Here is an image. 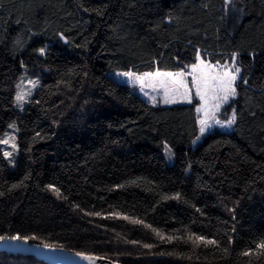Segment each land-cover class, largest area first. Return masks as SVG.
<instances>
[{
    "label": "trees",
    "instance_id": "trees-1",
    "mask_svg": "<svg viewBox=\"0 0 264 264\" xmlns=\"http://www.w3.org/2000/svg\"><path fill=\"white\" fill-rule=\"evenodd\" d=\"M198 52H238L242 79L234 128L196 145L197 99L153 104L107 73L187 69ZM24 67L42 81L20 111ZM10 122L0 236L126 264H264V0H0V135ZM0 264L47 263L0 250Z\"/></svg>",
    "mask_w": 264,
    "mask_h": 264
},
{
    "label": "snow or ice",
    "instance_id": "snow-or-ice-1",
    "mask_svg": "<svg viewBox=\"0 0 264 264\" xmlns=\"http://www.w3.org/2000/svg\"><path fill=\"white\" fill-rule=\"evenodd\" d=\"M234 3V0H224L225 7H228ZM41 55L44 54L45 49H39ZM256 53H249L251 58H254ZM239 56L238 52L232 54L231 57V64L220 66L219 62L213 65L207 63L204 59L201 58L199 52L197 53V63H193L191 65V72L185 73L183 70L178 73H167V72H149L143 73L141 75H137L136 73L132 72H125L122 75L126 77L133 78V81H138L143 90L144 87H151L154 91L159 87L163 90L164 99L163 102L165 104L175 103L177 102L174 99V96L180 95L183 99L191 101V89H189L186 80L184 79L185 75H189L192 77V85L195 87V95L199 97L200 104L197 107L196 111L201 113V117L199 119L200 129L199 131L203 134L207 129H209L212 124L218 125H232L236 121V113L233 110L232 116L230 118L221 121L217 118V113L220 111L221 106L228 103L230 98H234L237 95V88L236 82L238 79H242L240 76L241 74V67L238 64L237 57ZM220 68L221 70L217 71L216 69ZM247 80L244 79L243 83L247 84ZM33 87L39 81H31ZM19 87V86H18ZM181 89L183 91H181ZM147 95V93H145ZM25 94L18 91L15 97V102L18 106L22 107L25 101ZM155 100V97H152ZM9 128H15V123L10 124ZM39 135V133H37ZM10 140L13 141L11 143V148L13 151L17 150V145L14 143L15 137H10L6 139L0 140V144L8 145ZM165 150L168 151L167 146H165ZM13 155L12 151H4L3 156L8 159L9 164L14 163L11 159ZM19 185L13 184L12 188H16ZM52 188L51 185L48 186ZM57 193L59 192L58 189H53ZM0 195H3L0 192ZM167 198V197H165ZM175 198H179V194H176ZM199 211V209H198ZM229 211H234L233 209H229ZM99 215V213H96ZM127 219V217H125ZM150 227V226H149ZM155 231V229H153ZM35 238V237H33ZM164 239V237H161ZM20 240L24 239L27 240L28 237H21L19 235L6 237L0 236V241L3 240ZM168 240L173 239L172 237H168ZM189 240L192 239L191 236L188 237ZM196 241L203 243L205 246L214 245L218 246V241L215 239H206L203 236L195 237ZM256 245V253L261 254L264 253V239H261L259 242H253ZM44 247H50L49 245H44ZM145 247H151V245H145ZM224 253H228V249H223ZM252 250L249 249L242 253V255H252ZM77 255L83 256L82 253H77ZM87 260H93L92 256H84Z\"/></svg>",
    "mask_w": 264,
    "mask_h": 264
},
{
    "label": "rangeland",
    "instance_id": "rangeland-1",
    "mask_svg": "<svg viewBox=\"0 0 264 264\" xmlns=\"http://www.w3.org/2000/svg\"><path fill=\"white\" fill-rule=\"evenodd\" d=\"M44 48V47H42ZM45 49V48H44ZM202 59H204L207 63H210V64H217V62H219V65L222 67L224 65H229L231 64V57H227L225 58L224 60H218V61H212L211 59H205L201 56ZM198 62V61H197ZM197 62H194V63H197ZM193 63H191L187 69H177V70H172V69H158V70H155V71H152V70H143V71H139V70H135V69H132V68H129V69H124V68H109L107 70V73L109 75H111L112 77L116 78L118 81L122 82V83H128V84H131L132 85V88L135 90V91H138L147 101H149L150 103H153V104H165L163 102V99H164V93H163V90L160 89L159 87L154 91L151 87H144L143 90H141L142 86L141 84L138 82V81H133V78L131 77H126L124 75H122L123 73L125 72H132V73H136L137 75H141L143 73H149V72H156V71H160V72H167V73H178L180 71H184L185 73H189L191 72V65ZM240 66V65H239ZM217 71L221 70L220 68L216 69ZM241 75V74H240ZM184 79L186 80L187 82V85L189 87V89H191V101L193 99H197L198 100V104H197V107L199 106L200 104V100H199V97H197L195 95V87L192 85V77L189 76V75H185ZM31 81H39V83H37L35 85V87H33L32 83H30ZM41 81H42V76L41 74H36V73H32L30 72L26 67H24L23 69V72L17 82V88H16V93H15V97H16V94L18 91L22 92L25 94V101L23 103V106L20 107L16 104L15 102V99H14V106L20 110V111H23L25 105L28 103L30 97L34 94V92L36 91L37 87L40 86L41 84ZM237 84V82H236ZM19 86V87H18ZM181 91H183L181 89ZM145 93H147V95H145ZM152 97H155V100L152 99ZM174 99L177 101V102H182V101H188V100H185L183 99L180 95H176L174 96ZM232 98L229 99V102L222 105L221 106V109L220 111L217 113V118L221 121H224L225 119L227 118H230L232 116V113H233V110H235V108L233 106H229V103H230V100ZM201 113H198V120L200 119L201 117ZM15 122H10L8 124V126L10 124H13ZM16 125V123H15ZM200 125V124H199ZM7 126L6 130L0 135V140L2 139H6V138H10V137H15V141L14 143L17 145V150L13 151L12 148H11V143L13 141L10 140V143L8 145H3L1 144L2 148H3V151H12L13 152V155L11 157V159L14 161V163L12 164H8L11 166V167H15L16 163H17V158H18V155H19V142H18V126L16 125L15 128H9ZM214 127H220V128H223V129H228V130H231L234 128V124L232 125H218V124H212V126L207 129L203 134L201 132H199L198 136L194 139L193 141V145H196L203 137V135L210 131L212 128ZM169 149L168 151H166V155H167V158H168V161H173L174 159V153L173 151L170 149V148H167ZM8 161V159H7Z\"/></svg>",
    "mask_w": 264,
    "mask_h": 264
},
{
    "label": "water",
    "instance_id": "water-1",
    "mask_svg": "<svg viewBox=\"0 0 264 264\" xmlns=\"http://www.w3.org/2000/svg\"><path fill=\"white\" fill-rule=\"evenodd\" d=\"M2 236L11 237L9 235ZM44 245H49L50 247H44ZM0 250L14 254H31L47 264H126L102 254L72 250L62 245L31 241L29 239L0 241ZM77 253L84 255H77ZM84 256H92L94 259L87 260Z\"/></svg>",
    "mask_w": 264,
    "mask_h": 264
}]
</instances>
